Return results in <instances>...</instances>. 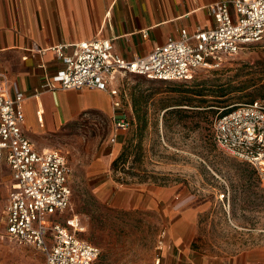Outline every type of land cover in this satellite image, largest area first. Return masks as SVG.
Instances as JSON below:
<instances>
[{
	"label": "rangeland",
	"instance_id": "1",
	"mask_svg": "<svg viewBox=\"0 0 264 264\" xmlns=\"http://www.w3.org/2000/svg\"><path fill=\"white\" fill-rule=\"evenodd\" d=\"M117 83L131 125L116 144L114 119L97 112L54 136L53 147L67 152L74 168L67 214L79 215V236L100 248L94 264H155L175 196L199 209L192 243L198 253L226 259L264 244V182L252 164L220 148L212 133L230 106L264 98V40L227 56L221 68L197 70L188 81L127 74ZM0 172V264H44L39 250L1 238L9 187L3 163ZM163 189L172 190L171 197L153 200Z\"/></svg>",
	"mask_w": 264,
	"mask_h": 264
},
{
	"label": "built area",
	"instance_id": "2",
	"mask_svg": "<svg viewBox=\"0 0 264 264\" xmlns=\"http://www.w3.org/2000/svg\"><path fill=\"white\" fill-rule=\"evenodd\" d=\"M215 26L179 37H169L149 54L126 59L114 49L110 38L54 48L66 67L47 82L43 90H108L118 76L140 74L160 81H188L199 69H218L227 56L246 45L264 40V0H221L209 6ZM148 36V30L143 37ZM74 48L72 54L64 49ZM8 77L0 71V162L11 171L13 183L5 208L6 229L1 238L17 247L42 252L44 264H94L100 248L79 236L84 230L77 214L68 215L72 205L74 169L66 152L59 148L38 149L24 133V93L12 97ZM120 95V89H112ZM120 110L114 116L111 141L130 122ZM215 143L236 158L252 164L264 182V98L230 106L213 124Z\"/></svg>",
	"mask_w": 264,
	"mask_h": 264
},
{
	"label": "crops",
	"instance_id": "3",
	"mask_svg": "<svg viewBox=\"0 0 264 264\" xmlns=\"http://www.w3.org/2000/svg\"><path fill=\"white\" fill-rule=\"evenodd\" d=\"M217 1L221 0H0V71L8 77L12 97L25 94V135L38 149L57 148L54 136L83 114L97 112L113 120L120 111L114 102L121 96L111 91L119 89L120 76L108 90H43L47 82L57 85L55 77L66 67L55 47L104 37L113 40L122 57H142L169 37H179L183 28L191 34L214 27L209 6ZM73 50L68 46L64 52ZM0 163L8 170L9 192L11 171ZM172 193L155 191L153 200L162 201ZM167 213L174 218L164 232L163 251L155 264H264V244L226 259L198 253L192 243L199 209L185 206L175 196Z\"/></svg>",
	"mask_w": 264,
	"mask_h": 264
},
{
	"label": "trees",
	"instance_id": "4",
	"mask_svg": "<svg viewBox=\"0 0 264 264\" xmlns=\"http://www.w3.org/2000/svg\"><path fill=\"white\" fill-rule=\"evenodd\" d=\"M198 94V93H197ZM254 101V100H253ZM229 109H230V107H229ZM228 110H226L225 112H227ZM225 112H222V114L223 113H225ZM135 113L137 114V118H138V120H139V122L140 123H145V119H146V116L143 114V115H141L140 114V109L137 107V103H135ZM221 115V114H220ZM219 115V116H220ZM129 122H130V125H131V120H129ZM128 149H129V146H127V147H125L124 149H123V151L121 152V154L113 161V163H112V167L114 168V169H117L118 168V165H119V163L123 160H125V158H126V156H127V154H128Z\"/></svg>",
	"mask_w": 264,
	"mask_h": 264
}]
</instances>
